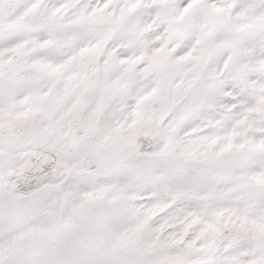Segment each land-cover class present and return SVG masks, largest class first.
<instances>
[{
    "label": "snow or ice",
    "instance_id": "6c2138e0",
    "mask_svg": "<svg viewBox=\"0 0 264 264\" xmlns=\"http://www.w3.org/2000/svg\"><path fill=\"white\" fill-rule=\"evenodd\" d=\"M0 264H264V0H0Z\"/></svg>",
    "mask_w": 264,
    "mask_h": 264
}]
</instances>
